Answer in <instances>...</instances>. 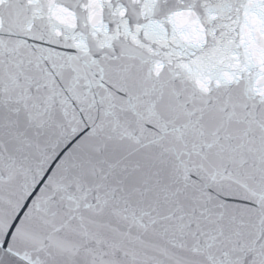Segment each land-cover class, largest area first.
Instances as JSON below:
<instances>
[{
  "label": "snow or ice",
  "instance_id": "snow-or-ice-1",
  "mask_svg": "<svg viewBox=\"0 0 264 264\" xmlns=\"http://www.w3.org/2000/svg\"><path fill=\"white\" fill-rule=\"evenodd\" d=\"M0 264H264V0H0Z\"/></svg>",
  "mask_w": 264,
  "mask_h": 264
}]
</instances>
